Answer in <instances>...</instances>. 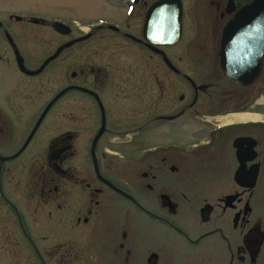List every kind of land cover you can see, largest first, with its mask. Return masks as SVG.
Listing matches in <instances>:
<instances>
[{
	"label": "flooded vegetation",
	"instance_id": "obj_1",
	"mask_svg": "<svg viewBox=\"0 0 264 264\" xmlns=\"http://www.w3.org/2000/svg\"><path fill=\"white\" fill-rule=\"evenodd\" d=\"M165 1L77 0L63 34L58 2L0 0V264H264V118L219 119L264 117V55L248 86L221 67L225 28L264 24V0Z\"/></svg>",
	"mask_w": 264,
	"mask_h": 264
},
{
	"label": "water",
	"instance_id": "obj_2",
	"mask_svg": "<svg viewBox=\"0 0 264 264\" xmlns=\"http://www.w3.org/2000/svg\"><path fill=\"white\" fill-rule=\"evenodd\" d=\"M171 0H166L169 2ZM253 16L252 10L247 9L232 21L224 31L221 52V67L224 70V75L232 82L240 86H248L252 84L259 76L261 70V60L264 55V24H254L253 21L249 22L247 17ZM252 18V17H251ZM56 29L60 33L67 34L71 28L64 23L57 22ZM74 42L62 46L57 53L50 57L40 69L28 71L19 59L21 70L27 72L29 75H38L45 67L59 54L63 49L69 47ZM63 94L60 93L52 102L48 104L42 113L35 130L39 127L40 123L47 115L51 107L54 105L57 98ZM242 167L237 173V180L242 173ZM255 178V176H254ZM252 187L253 184L247 185Z\"/></svg>",
	"mask_w": 264,
	"mask_h": 264
},
{
	"label": "rangeland",
	"instance_id": "obj_3",
	"mask_svg": "<svg viewBox=\"0 0 264 264\" xmlns=\"http://www.w3.org/2000/svg\"><path fill=\"white\" fill-rule=\"evenodd\" d=\"M55 2H58V3L54 4V6L52 8L45 9L44 11H48V13H51L52 14V18L62 20L64 24L71 25L70 27H75V31L77 32L78 27L73 21V20L76 19V17L79 16L77 0H54V3ZM64 7H67V8H64ZM13 30L16 33H20V34L21 33H26V34L27 33H31V34H36L37 36L44 35L45 33L46 34L51 33L53 35V37H52L53 38V43L56 42L55 40L57 39L55 37V33L56 32H55L54 29L48 30V29H46L44 27H40V26L32 27L31 31L24 30L23 28H20V26L19 27H14ZM78 32H79V30H78ZM53 43H52V46H53V50H54L55 46L57 45V42H56L55 45H53ZM44 44H46V42H44ZM30 49H31V47L26 46V51L27 52H29ZM35 56H36L35 59L30 60V66H32V67L40 66L42 60L45 59V52L42 53L41 51H39L38 53H36ZM45 76L46 75H42L40 77L35 78L34 82L36 83V86H37V97L38 98H42V99H46V101H47L49 99V97L51 96V93L49 94L48 91H46V89L44 90V78H45ZM208 79H214L215 81H218L219 83L224 84V86L229 85V84H227L226 79L223 78L221 74H219V75H211V74H206V73L204 74L203 73V74H200V75L198 74L197 75V81H205V80H208ZM52 89L55 90L56 88H52ZM260 96H261L260 101H263V103H264V93H263V91L260 93ZM44 103H46V102H44ZM262 107H261L260 111L263 110ZM55 112H56V110L54 111V109H53V111L50 113L51 114L50 119L54 118V115H55L54 113ZM237 112H242V111H237ZM44 129H46L45 126H44L42 132L44 131ZM212 185H215V184H212ZM214 187H216V186H214ZM217 192H219V191H217ZM259 201H260L258 203L259 210L261 212H263V210H264V199L260 198ZM195 205H196V203H194L193 206L190 209L195 211V209H196V208L194 209ZM136 224L139 225L140 227H143V228H147L149 226V223L147 221L136 222Z\"/></svg>",
	"mask_w": 264,
	"mask_h": 264
},
{
	"label": "bare ground",
	"instance_id": "obj_4",
	"mask_svg": "<svg viewBox=\"0 0 264 264\" xmlns=\"http://www.w3.org/2000/svg\"><path fill=\"white\" fill-rule=\"evenodd\" d=\"M263 102V101H261ZM264 117L260 114L250 113V112H240L235 113L226 117L219 118L220 120L231 123V122H237V121H258L262 120Z\"/></svg>",
	"mask_w": 264,
	"mask_h": 264
}]
</instances>
